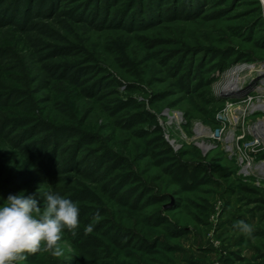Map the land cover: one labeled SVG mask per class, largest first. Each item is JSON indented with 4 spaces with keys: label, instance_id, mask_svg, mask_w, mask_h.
Segmentation results:
<instances>
[{
    "label": "rangeland",
    "instance_id": "1",
    "mask_svg": "<svg viewBox=\"0 0 264 264\" xmlns=\"http://www.w3.org/2000/svg\"><path fill=\"white\" fill-rule=\"evenodd\" d=\"M262 117L264 0H0V201L80 221L15 264H264Z\"/></svg>",
    "mask_w": 264,
    "mask_h": 264
},
{
    "label": "clouds",
    "instance_id": "2",
    "mask_svg": "<svg viewBox=\"0 0 264 264\" xmlns=\"http://www.w3.org/2000/svg\"><path fill=\"white\" fill-rule=\"evenodd\" d=\"M77 202L57 192L43 193V203L38 204L33 193L21 189L0 201V264H15L25 253L50 250L54 256L62 254L58 245L63 230H74L80 221ZM245 235L253 226L240 220L236 225ZM93 224L84 227L86 233Z\"/></svg>",
    "mask_w": 264,
    "mask_h": 264
},
{
    "label": "bare ground",
    "instance_id": "3",
    "mask_svg": "<svg viewBox=\"0 0 264 264\" xmlns=\"http://www.w3.org/2000/svg\"><path fill=\"white\" fill-rule=\"evenodd\" d=\"M244 66V65H242ZM242 66H239V67H236V69L242 67ZM235 69V70H236ZM234 70V71H235ZM236 72V71H235ZM235 72H233V75L231 76V78L229 80H227L223 85H222V88H227V86L231 83V81L234 79V74ZM257 107L259 108H263L261 104H256ZM255 129H256V132L262 136L264 138V119L259 121L258 123L255 124ZM203 144V143H202ZM203 145H206V144H203ZM206 147L208 148V146L206 145ZM252 170H256L258 172H261V173H264V167L260 166V165H254L251 167Z\"/></svg>",
    "mask_w": 264,
    "mask_h": 264
},
{
    "label": "built area",
    "instance_id": "4",
    "mask_svg": "<svg viewBox=\"0 0 264 264\" xmlns=\"http://www.w3.org/2000/svg\"><path fill=\"white\" fill-rule=\"evenodd\" d=\"M258 104H261V103H258ZM263 107V106H262ZM252 108H259L255 105H253L252 107H250V109ZM262 109V108H261ZM264 117H262L261 119H257L255 122H253L252 126L250 127V129L253 131V133L255 134L254 136V139H256V141H260L263 145H264V138L262 136H260L257 132H256V129H255V124L258 123L259 121L263 120ZM254 165H260L261 167L263 166L264 167V161L263 162H260L259 164L258 163H247L246 165H244L243 167V171L246 172V173H249V172H257V174L260 175V177H264V173H261V172H258L256 170H252L251 167L254 166Z\"/></svg>",
    "mask_w": 264,
    "mask_h": 264
}]
</instances>
